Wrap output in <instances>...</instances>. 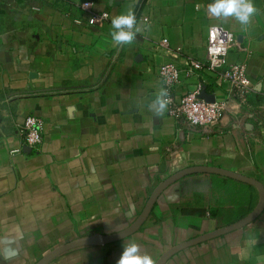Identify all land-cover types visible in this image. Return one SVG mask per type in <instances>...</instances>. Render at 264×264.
<instances>
[{
	"label": "crops",
	"instance_id": "obj_1",
	"mask_svg": "<svg viewBox=\"0 0 264 264\" xmlns=\"http://www.w3.org/2000/svg\"><path fill=\"white\" fill-rule=\"evenodd\" d=\"M84 1L0 0V264H37L68 242L123 233L154 189L186 168L217 167L264 186V0H253L258 11L248 26L210 16L213 0H92L94 13L109 14L93 24ZM132 5L147 25L131 45L113 46L111 20ZM216 26L236 36L227 63L247 65L254 86L247 104L230 96L223 68L191 66L205 60ZM165 62L181 68L176 101L195 90L232 98L220 120L192 125L148 110ZM29 115L44 120V131L39 148L26 151L20 127ZM260 197L251 183L188 174L162 191L129 235L48 264H117L129 241L157 264L169 249L244 218ZM164 264H264V210Z\"/></svg>",
	"mask_w": 264,
	"mask_h": 264
},
{
	"label": "built area",
	"instance_id": "obj_2",
	"mask_svg": "<svg viewBox=\"0 0 264 264\" xmlns=\"http://www.w3.org/2000/svg\"><path fill=\"white\" fill-rule=\"evenodd\" d=\"M93 6L92 0H86L81 4V8L89 14L90 23L100 24L109 18L107 12L94 13ZM161 44L167 46L168 40L163 39ZM235 44L236 36L232 32L221 26L213 27L209 31L205 60H192L191 66L193 69L206 68L214 73L223 68L219 78L223 83L229 85L230 96H235L242 104H247L249 96L254 92L253 83L247 75V65L243 61L227 63V56ZM159 77L162 86L167 88L170 94V103L167 109L169 114L183 116L192 125L205 126L217 122L232 99L229 96L222 100L216 99L215 102H208L199 98L200 90H195L176 101L173 91L181 82V68L175 62L163 63L159 68ZM43 131L44 120L41 117L27 116L20 127L23 147L37 150L43 141Z\"/></svg>",
	"mask_w": 264,
	"mask_h": 264
},
{
	"label": "clouds",
	"instance_id": "obj_3",
	"mask_svg": "<svg viewBox=\"0 0 264 264\" xmlns=\"http://www.w3.org/2000/svg\"><path fill=\"white\" fill-rule=\"evenodd\" d=\"M207 11L210 16L218 20L226 21L228 18H234L241 25L248 26L258 10L253 0H213V3L208 5ZM144 25H147V20L138 24L134 5L129 6L126 12L114 16L111 20L113 31L110 33L113 46L131 45L137 34L144 30ZM169 103V91L161 87L148 103V110L155 117H160L167 111ZM117 264H155V261L149 254L141 253L139 244L129 241L124 243L123 252Z\"/></svg>",
	"mask_w": 264,
	"mask_h": 264
},
{
	"label": "water",
	"instance_id": "obj_4",
	"mask_svg": "<svg viewBox=\"0 0 264 264\" xmlns=\"http://www.w3.org/2000/svg\"><path fill=\"white\" fill-rule=\"evenodd\" d=\"M199 98L204 99L208 102H215L216 101L215 94H209L208 92H206V90H202V92L199 94ZM24 149L26 151H31V149L29 147H24ZM192 173L219 174V175L227 176V177H230V178H233L236 180L251 183V184L257 186V188L260 190V193H261L260 201H259L257 207L251 213H249L247 216H245L244 218H242L236 222L230 223L228 225L222 226V227H220V228H218L212 232L202 234L198 237H195L191 240H188L182 244H179V245L169 249L167 252H165L161 256V258L158 260L157 264H164L171 256H173L174 254H176L177 252L181 251L182 249H184L186 247H189L191 245H195V244L210 240L212 238L221 236V235H223L229 231H232V230H235V229H238V228H241V227L248 225L249 223L253 222L264 210V186L257 179L251 178L249 176H246V175H243L240 173H236V172H232L229 170L217 168V167L193 166V167L181 170V171L173 174L172 176L168 177L164 181H162L152 192L142 214L139 216L137 221L130 228H128L126 231H124L123 233H121L119 235L112 236V237H107V238L103 237L100 234H96V235L91 236V237L82 238V239H78V240L68 242L64 245H61V246L55 248L54 250H52L51 252H49L48 254L43 256V258H41V260H39V262L37 264H48L50 261H52L55 257L59 256L60 254L66 252L70 249L79 247V246L101 245V244H104L107 240H116V239L121 238L123 236L129 235L130 233L135 231L143 223V221L146 219V217L150 213V211H151L153 205L155 204L158 196L162 193V191L167 186H169L171 183L178 180L179 178H181L185 175H188V174H192Z\"/></svg>",
	"mask_w": 264,
	"mask_h": 264
}]
</instances>
